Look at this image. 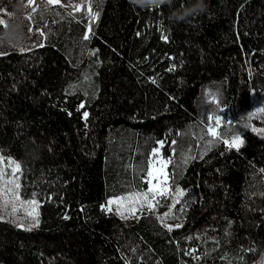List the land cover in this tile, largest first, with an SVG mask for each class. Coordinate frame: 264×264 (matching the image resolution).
Returning <instances> with one entry per match:
<instances>
[{"label":"trees","instance_id":"1","mask_svg":"<svg viewBox=\"0 0 264 264\" xmlns=\"http://www.w3.org/2000/svg\"><path fill=\"white\" fill-rule=\"evenodd\" d=\"M197 4L89 0L24 19L42 46L0 55V161L19 165L40 226L20 227L0 191V264H264V0L175 19ZM161 141L170 199L129 225L104 205L147 188Z\"/></svg>","mask_w":264,"mask_h":264},{"label":"rangeland","instance_id":"2","mask_svg":"<svg viewBox=\"0 0 264 264\" xmlns=\"http://www.w3.org/2000/svg\"><path fill=\"white\" fill-rule=\"evenodd\" d=\"M65 2L66 0H61V3ZM88 2L89 0H72L73 4H87ZM45 3L46 0H32L31 4L27 3V0H0V18L4 20L3 24L6 27H12V33L8 34L6 39H0V53H8L10 51L24 52L25 50L42 45L39 42V33L37 31L24 32L22 23L30 15L33 8L42 9L55 5L52 4L44 7ZM258 101L259 109H264V94L260 95ZM217 117H220V126L223 121V115ZM215 118L211 120L210 126L214 128L218 135L219 126H216ZM231 139L228 138L226 140L231 142ZM161 142L163 143L162 147ZM161 142H159L158 148L151 154L148 168V173L150 172L151 176L147 173L145 177L147 188L144 191L136 192L135 195L130 197L111 198L104 205L107 212L118 215L129 225L137 222L142 215L154 212V208L159 202L166 204L170 199L172 193L171 160L169 157L164 156L163 147L165 143L164 141ZM227 145L230 147L229 144ZM10 162L12 161L3 159L0 161V191L7 190V196L12 198L13 207L10 208V212L12 215H16L20 227L29 229L38 228L40 226L39 204L36 199L24 200L19 196L18 189L15 186L18 184L20 187V183L18 182L20 170L16 168L13 162ZM8 181H11V183H7ZM13 190L15 191V195H13ZM29 201H33V203H29ZM109 201H112V203H109ZM149 204H151V208H149ZM17 210H19V213H22L16 214L15 212ZM189 259L190 261L188 260V263L193 264L196 262L197 257H189Z\"/></svg>","mask_w":264,"mask_h":264},{"label":"snow or ice","instance_id":"3","mask_svg":"<svg viewBox=\"0 0 264 264\" xmlns=\"http://www.w3.org/2000/svg\"><path fill=\"white\" fill-rule=\"evenodd\" d=\"M27 3L31 4L32 0H27ZM197 3H199V0H197ZM52 4H61V6L72 7L74 11H79V10H81L84 7V5L81 4V3L73 4L72 0H66L65 3H61V0H46V3L44 4V7H47L48 5H52ZM150 9H151V7H150ZM32 11L35 12V8H33ZM87 12H88V15L90 17V22H91V20L96 18V14H93L92 11H91L90 4L87 7ZM3 23H4V20L2 18H0V24H3ZM29 31H31V29H29ZM37 31H38V33L41 36H43V31L42 30H37ZM89 31H91L90 27H89ZM84 39L87 40L88 39V35H85ZM165 39H166V37H165ZM5 54H7V53H0V55H5ZM84 115L86 117L87 113H84ZM219 123H220V117H216L215 118L216 126H219ZM252 131H254V132H264V129L253 128ZM207 132H208V134H210V135H212L214 137L217 136L216 131L211 126L208 127ZM224 143L229 144L230 147H231V146H238V144H242L243 141L240 139L239 136H234V137H232L231 142H229L228 140H225ZM162 146H163V143L161 142V147ZM10 163H12V162H10ZM16 168L18 169L19 165H16ZM148 175L151 176V173L149 172ZM7 183H11V181H8ZM15 187L18 189L19 185L17 184ZM179 194L182 195L183 194L182 191H180ZM13 195H15V191L14 190H13ZM145 196H146V194H145ZM29 203H33V201H29ZM109 203H112V201H109ZM149 208H151V204H149ZM167 215L168 214L166 213L165 216H167ZM177 227H179V225H177ZM169 230H171V227H169Z\"/></svg>","mask_w":264,"mask_h":264},{"label":"clouds","instance_id":"4","mask_svg":"<svg viewBox=\"0 0 264 264\" xmlns=\"http://www.w3.org/2000/svg\"><path fill=\"white\" fill-rule=\"evenodd\" d=\"M132 2L141 8H145V7H152V6L159 7L163 4H171L172 0H132ZM202 2L203 0H199V3L197 5H194L193 7L188 8L185 13L177 14L175 19L177 21L184 20L196 11H204L205 9L201 7Z\"/></svg>","mask_w":264,"mask_h":264},{"label":"crops","instance_id":"5","mask_svg":"<svg viewBox=\"0 0 264 264\" xmlns=\"http://www.w3.org/2000/svg\"><path fill=\"white\" fill-rule=\"evenodd\" d=\"M8 37V35L6 36V37H0V39L2 38V39H6Z\"/></svg>","mask_w":264,"mask_h":264}]
</instances>
